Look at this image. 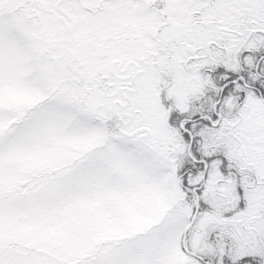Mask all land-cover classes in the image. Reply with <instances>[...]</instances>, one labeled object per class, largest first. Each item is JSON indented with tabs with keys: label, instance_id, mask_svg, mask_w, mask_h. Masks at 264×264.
Returning a JSON list of instances; mask_svg holds the SVG:
<instances>
[{
	"label": "rangeland",
	"instance_id": "1",
	"mask_svg": "<svg viewBox=\"0 0 264 264\" xmlns=\"http://www.w3.org/2000/svg\"><path fill=\"white\" fill-rule=\"evenodd\" d=\"M52 3L0 2V264H168L193 208L169 207L181 194L174 173L163 202L150 177L160 166L147 154L164 165L159 150L171 146L176 130L167 127L160 102L166 68L129 63L149 46L132 32L133 19L143 17L144 8L115 4L90 15L79 7L71 26L50 12ZM197 82V76L189 77L187 90L173 88L167 94L185 100L182 94L193 93L188 89ZM126 85L131 86L124 90L127 98L119 92ZM226 103L231 105L229 99ZM59 107L75 113L66 117ZM108 111L120 121L116 133L102 127L96 134L88 122L94 118L103 124ZM256 121H264V111ZM252 141L264 148L263 126L253 131ZM184 146L181 142L175 149ZM240 174L242 188H250V174L243 169ZM200 179L189 175L187 181ZM236 199L211 213L233 207ZM262 220L258 231L264 233ZM202 231L194 233V243L198 236L206 239ZM212 238L206 264L213 263L217 249L230 255L236 245L227 246V233ZM247 250L263 254L262 239ZM179 259L180 264L195 262L183 253Z\"/></svg>",
	"mask_w": 264,
	"mask_h": 264
},
{
	"label": "trees",
	"instance_id": "2",
	"mask_svg": "<svg viewBox=\"0 0 264 264\" xmlns=\"http://www.w3.org/2000/svg\"><path fill=\"white\" fill-rule=\"evenodd\" d=\"M249 48V67L246 69L166 68L163 74L167 86L160 88V102L166 108V125L176 130V135L170 137L172 144L167 150H159L160 158L164 160L161 163L164 165L160 164L159 159H152L147 154L149 160L160 166L152 169L153 173L150 177L155 180L162 202L168 198L170 174L174 173L179 179L178 187L181 194L169 204V207L190 204L194 209L192 203L195 195L192 187H196L198 196V210L186 236L187 248L197 256L186 253L179 243L178 250L170 256L168 264H180L181 253L192 257L195 260L194 264H206L205 260L208 256L204 252L209 248V244L214 245L215 240L212 237L217 232L227 233L230 237L226 240L227 246L230 242L236 245L233 246L230 255L217 249L213 254L215 264H264V253L247 250L249 246L254 247L260 239L264 245V233L258 231L261 227L258 218H262L264 223V163L262 162L264 148L252 141L253 131L259 126L264 127V121L260 123L256 121L257 115L264 111V34L262 37L252 36L249 40ZM259 55L262 56L258 58ZM204 56L208 62L213 60L210 54ZM218 57L222 60L224 58L221 53ZM257 59L259 63L256 62ZM196 76L199 83H194V90L188 89L193 93L187 94L183 91L182 97L185 95V100L180 101L167 94L166 90L173 88L181 87L187 90L186 87L183 88L185 80ZM196 97L200 98L199 102L193 101ZM218 98L212 110V103ZM227 99L231 102L230 106L226 103ZM59 108H64L59 111H64L66 117L70 113H75L74 109L69 107ZM21 114L24 115V112ZM185 116L196 117L186 123L189 128L188 133L180 128V120ZM103 117H101L103 124L91 118L88 127L96 134L102 127L106 128L107 133H116L120 122L116 115L108 111ZM9 124H12V119H9ZM189 134L192 140L187 151ZM181 142H186V146L175 149V146ZM242 169L246 170L253 180V184L246 190L239 183ZM198 174L201 177L200 181L189 184L188 176ZM235 196L237 199L233 207L211 213L213 209L232 202ZM250 213L251 215L248 216ZM249 217L258 218L249 221ZM200 228L206 234V239L198 236L196 237L198 242L194 243V233L200 231ZM180 230L182 231L178 227L177 238L181 234ZM172 235V231L171 233L167 231L169 239H173ZM178 241L180 242L179 239Z\"/></svg>",
	"mask_w": 264,
	"mask_h": 264
},
{
	"label": "flooded vegetation",
	"instance_id": "3",
	"mask_svg": "<svg viewBox=\"0 0 264 264\" xmlns=\"http://www.w3.org/2000/svg\"><path fill=\"white\" fill-rule=\"evenodd\" d=\"M63 2L67 3V8L61 6ZM115 4L132 8L140 5L143 13L145 11L143 17L136 15L133 19L136 29L132 32L133 38L149 46L143 45L141 57L130 59L134 67L140 63L159 67L162 63L165 68L172 69H246L249 67L250 38L264 34V0H53L48 9L62 22H71L74 26L80 8L96 15L104 7ZM36 17L40 19L41 16L36 14ZM61 29L58 30L63 33ZM219 53L225 61L219 59ZM204 54H210L213 60L208 62ZM256 62L259 63L258 59ZM130 89L131 86L126 85L119 92L127 98L124 90ZM195 118L183 117L181 130L188 133L186 123Z\"/></svg>",
	"mask_w": 264,
	"mask_h": 264
},
{
	"label": "water",
	"instance_id": "4",
	"mask_svg": "<svg viewBox=\"0 0 264 264\" xmlns=\"http://www.w3.org/2000/svg\"><path fill=\"white\" fill-rule=\"evenodd\" d=\"M98 52H99L100 55H103V51L101 50L100 47H99V49H98ZM190 140H191V137L189 138V143H190ZM197 200H198V199H197V196H195V206H194L193 214H192L190 220L188 221V223L186 224V226L184 227L183 234H182V237H181V246H182V248L184 249V251H186L187 253L192 254V255H193L194 253L191 252L190 250H188V249L185 247L184 239H185V232H186V230L189 228V226L191 225V222H192V220H193V218H194V216H195V214H196V212H197Z\"/></svg>",
	"mask_w": 264,
	"mask_h": 264
}]
</instances>
